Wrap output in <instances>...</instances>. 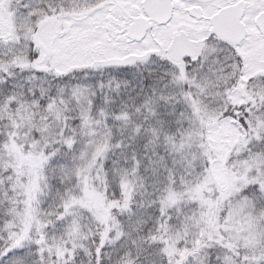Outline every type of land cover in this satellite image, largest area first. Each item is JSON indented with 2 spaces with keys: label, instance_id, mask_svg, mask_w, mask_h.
Listing matches in <instances>:
<instances>
[{
  "label": "snow or ice",
  "instance_id": "snow-or-ice-1",
  "mask_svg": "<svg viewBox=\"0 0 264 264\" xmlns=\"http://www.w3.org/2000/svg\"><path fill=\"white\" fill-rule=\"evenodd\" d=\"M0 264H264V0H0Z\"/></svg>",
  "mask_w": 264,
  "mask_h": 264
}]
</instances>
